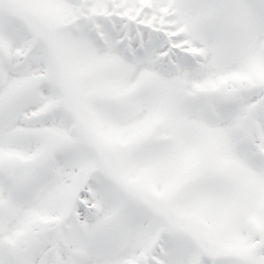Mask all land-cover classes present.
Instances as JSON below:
<instances>
[{"label":"snow or ice","instance_id":"6c2138e0","mask_svg":"<svg viewBox=\"0 0 264 264\" xmlns=\"http://www.w3.org/2000/svg\"><path fill=\"white\" fill-rule=\"evenodd\" d=\"M0 264H264V0H0Z\"/></svg>","mask_w":264,"mask_h":264}]
</instances>
